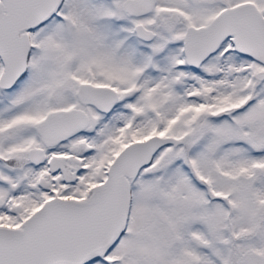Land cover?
Instances as JSON below:
<instances>
[{"label":"snow or ice","instance_id":"obj_1","mask_svg":"<svg viewBox=\"0 0 264 264\" xmlns=\"http://www.w3.org/2000/svg\"><path fill=\"white\" fill-rule=\"evenodd\" d=\"M0 264H264V0H0Z\"/></svg>","mask_w":264,"mask_h":264}]
</instances>
